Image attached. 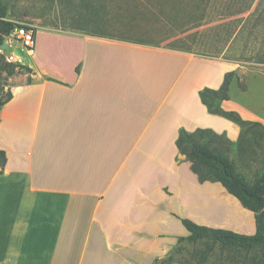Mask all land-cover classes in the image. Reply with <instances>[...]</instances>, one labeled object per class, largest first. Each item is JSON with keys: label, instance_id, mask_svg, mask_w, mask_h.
I'll list each match as a JSON object with an SVG mask.
<instances>
[{"label": "crops", "instance_id": "1", "mask_svg": "<svg viewBox=\"0 0 264 264\" xmlns=\"http://www.w3.org/2000/svg\"><path fill=\"white\" fill-rule=\"evenodd\" d=\"M38 29L68 38L46 45L43 65L15 55L31 70L9 78L0 108V264H167L178 240L165 225L183 217L170 207L203 225L231 213V195L199 182L176 146L182 129L238 140L182 83L194 60L219 81L230 62L43 25L35 44ZM175 90L189 121L165 107Z\"/></svg>", "mask_w": 264, "mask_h": 264}, {"label": "trees", "instance_id": "2", "mask_svg": "<svg viewBox=\"0 0 264 264\" xmlns=\"http://www.w3.org/2000/svg\"><path fill=\"white\" fill-rule=\"evenodd\" d=\"M254 1L55 0L58 5L66 4L70 13L67 18L61 17L59 22H55L57 24L51 25L151 46L168 41L169 49L184 52H191V46L194 43L197 45L199 36L213 32V36L207 37L203 46H207V51L216 55L222 53L231 39L249 24L251 34L256 30L254 28L264 25V0H259L255 10L246 18L223 20L249 10ZM215 22L218 23L212 24ZM17 25V21L10 18L7 1L0 0V45ZM221 29L224 31L221 32ZM255 57L264 62V51L256 53ZM23 69L31 70L19 62L6 61L0 53V76L2 71L9 76ZM232 75V72L226 73L218 89L205 88L200 91L199 96L209 112L224 115L238 125V140L232 142L225 135L208 128H198L193 132L182 129L176 146L177 150L186 156L191 171L199 182L219 183L245 209L253 213L256 231L247 235L231 229L199 224L185 217H181L179 221L188 231L185 238L189 242L210 240V251L214 244L219 243L224 249H239L246 253L259 250L264 253V161L255 180L249 182L230 156L231 152L234 153L237 162L246 167L253 150H264V125L258 121L245 120L236 112L223 109L222 102L229 98L228 86ZM11 97V92L7 91L5 96L0 98V108ZM6 161V153L0 149V172L5 168ZM167 259L166 263L170 262L172 257Z\"/></svg>", "mask_w": 264, "mask_h": 264}, {"label": "rangeland", "instance_id": "3", "mask_svg": "<svg viewBox=\"0 0 264 264\" xmlns=\"http://www.w3.org/2000/svg\"><path fill=\"white\" fill-rule=\"evenodd\" d=\"M6 1L9 4L10 17L12 20H16L17 23H30L35 25L36 28L38 25H43L44 23L50 24L46 27L56 28L58 26L54 27L52 25L57 24L55 22H59L61 17L67 18L70 13L66 4L58 5L55 3V0ZM258 2L259 0H255L249 10L233 16H228L223 20L233 21L238 18H246L255 10ZM216 23L218 22L212 24ZM223 29H221V32L224 31ZM249 29L250 24L231 39L230 43L224 48L222 53L216 55L208 52L207 46H203V43L207 41V37L213 36V32L199 36L197 45L194 43L193 46H191L192 53H187L215 60H225L230 62V65L226 66L219 81L216 72L217 65H212L205 61L200 62L194 60L182 77V83H185L187 87L191 89L190 91H192V88L197 89V86L200 87L199 90H204L205 87L218 89L224 80L226 72H232L233 75L228 86L229 98L224 101L223 109L233 110L245 120L258 121L264 125V62L257 60L255 57L256 53L264 51V25H262L261 28H254L256 30H254L252 34ZM66 36L67 35L64 33H55L38 29L36 32V44L34 45L35 47H33V51L35 53L34 57L37 58L39 63L43 65L47 58L46 45L50 41L67 39L68 37ZM167 43L168 41H165L157 45V47L168 48ZM198 43L200 46H198ZM12 44L14 45V55L19 56L21 60L25 62L28 61L30 54L21 48L20 43L12 40ZM6 61L8 60L6 59ZM28 72L29 71L23 69L20 72H16L8 76L5 71H2L0 76V98L4 97L5 93H7L6 88L9 85L10 77L13 78L20 73ZM177 96L178 91L175 90L165 107L173 112L176 111L175 114H173L175 119L178 118L181 120L182 118H186V120L189 121V117L186 115V112L185 114L182 112L180 114L178 111L181 104L176 101ZM176 103L178 105H175ZM218 105H220V103ZM213 114L211 116H207L210 117L207 120L213 122V124L219 127L229 123V129H234L235 124L230 121L228 122V120L222 115ZM197 115L198 114L190 108V118L194 120L197 118ZM170 140L171 137L168 135V140H166L164 148H167L170 145ZM230 156L235 163L238 164L239 170L245 174L249 182H253L262 167L264 161V150L261 151L258 148L257 150H253L251 155H249L250 158L246 167H243L237 162V157L234 153L231 152ZM170 159L167 160V163ZM151 162L153 164L156 161L151 160ZM147 172L148 170H145L144 175H146ZM143 178H146V176ZM140 179H142V177ZM230 197L231 205L229 208L231 213L229 214V217H225L223 222L222 218L225 213L224 215H215L214 218L207 219V222L204 225L231 229L247 235L254 234L256 226L253 213L245 209L236 198L233 196ZM172 203H174V201L168 203L166 206L168 207L170 206L169 204ZM237 205L239 208H237ZM169 209L180 215L182 214L181 216L183 217L189 218L186 211L179 212V209L175 207H170ZM208 220H214V222ZM216 221L221 223H216ZM166 226L168 232L170 231L175 234V237L172 235L166 236V242H170L171 244V242L183 237L181 240L176 242L177 244L174 245L173 248L171 247L172 249L170 248V253L166 255L165 261L168 260L167 258L169 256L172 257V260L167 264L171 262H177L180 264H264V253H261L259 250L253 251L252 253H246L244 250L239 249H224L219 243H216L210 251L208 250V245L211 244L210 240L201 239L196 242H189L185 238L188 235V231L183 226L181 221H176V223L171 224L169 223L165 225V229Z\"/></svg>", "mask_w": 264, "mask_h": 264}, {"label": "built area", "instance_id": "4", "mask_svg": "<svg viewBox=\"0 0 264 264\" xmlns=\"http://www.w3.org/2000/svg\"><path fill=\"white\" fill-rule=\"evenodd\" d=\"M35 29L33 24L20 22L9 35L5 36L4 43L0 45V53L5 56L8 62L19 60L14 55L12 40L20 43L21 48L26 50L28 54H33Z\"/></svg>", "mask_w": 264, "mask_h": 264}]
</instances>
